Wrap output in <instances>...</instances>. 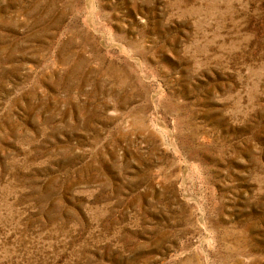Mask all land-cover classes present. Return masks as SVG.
<instances>
[{
  "label": "rangeland",
  "instance_id": "374dc122",
  "mask_svg": "<svg viewBox=\"0 0 264 264\" xmlns=\"http://www.w3.org/2000/svg\"><path fill=\"white\" fill-rule=\"evenodd\" d=\"M0 264H264V0H0Z\"/></svg>",
  "mask_w": 264,
  "mask_h": 264
}]
</instances>
